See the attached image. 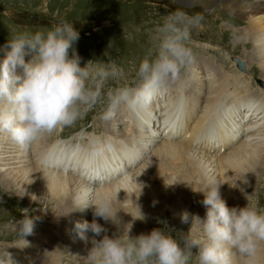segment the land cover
<instances>
[{"label":"clouds","instance_id":"1","mask_svg":"<svg viewBox=\"0 0 264 264\" xmlns=\"http://www.w3.org/2000/svg\"><path fill=\"white\" fill-rule=\"evenodd\" d=\"M200 4L201 0H183V6L162 17L152 47L135 69L134 86L120 82L125 70L114 60H90L81 66L75 48L79 32L66 19H57L46 30L10 32L0 48V134L27 152L41 135L73 126L98 105H103L104 120L113 119L121 106L132 112L148 108L165 86L178 81L192 64L191 35L204 15L189 9ZM220 184L210 179L202 189L192 187L204 197L200 203L205 216L182 211L181 223L191 226L177 237L161 228L133 236L132 222L121 229L109 197L90 194L80 199L72 211L91 209L93 216L91 222H73L76 235L92 245L83 259L86 264H190L195 257L197 264H234L238 258L240 264H259L264 211L249 203L229 207L221 197ZM31 211L21 209L23 218L16 221L22 238L33 234L39 219L32 217ZM97 218L116 225L117 232L109 236ZM136 219L146 221V216L140 212ZM193 225L198 234L193 233ZM89 231L91 238L86 235Z\"/></svg>","mask_w":264,"mask_h":264},{"label":"bare ground","instance_id":"2","mask_svg":"<svg viewBox=\"0 0 264 264\" xmlns=\"http://www.w3.org/2000/svg\"><path fill=\"white\" fill-rule=\"evenodd\" d=\"M201 1L203 4H205V6H207L208 4V7L210 8L222 2L225 3L224 6H226L228 10H232L233 12L235 7H239L243 11H247L246 13H251L249 20L251 21V23H253L254 26L252 28L253 35H250L249 39H253L252 43L254 44L255 47V51H252L251 53L252 54L251 59L252 61L258 62L264 74V15L261 13L259 16V9L261 8L254 3L255 0H201ZM240 11L241 10H239L238 12ZM196 62L197 63L195 65L189 66V68L191 67V70L188 72V74L194 70L199 72V74H206L207 72H209V69L215 71L214 74L210 76V78L204 81L205 88L202 94L203 97H200L196 94L188 95L189 92L195 93L194 90L188 88V86H186L185 83L181 82L180 93L165 94L162 91L161 94L158 95L153 100L151 110H148L151 112H147L148 113L147 116L145 115L147 110H139L136 112L143 114L142 117L132 118V122L134 123L136 128L133 126H129L130 124L127 125V123H130V121L123 118V116L126 115V112L119 113L117 111L115 117L110 120V124L114 128H111L109 123L106 126L105 120L101 118L102 119L101 124L104 125L102 127L104 129H102L101 131L103 135L102 134L101 135L103 137L106 134V137L110 138L111 141L107 142L108 145L113 144L112 137H116L118 140L123 141L124 144L122 148L124 149L133 148L132 152L124 154L126 156L134 154V156L131 158L132 160L126 162L132 164V167L126 166V163H120L118 164V166H114V168L117 171L124 172L123 174L121 175H118L120 173L115 174L116 177L109 176V174H107V172H109V169L106 168L105 164H103L102 166L101 163L103 160L99 155L100 153H98V156L94 158L95 169L94 171L91 172L92 175L96 176V179L92 181L93 179L91 176L89 177V179L83 177V182H82L79 179L82 178V176H79L74 172L75 168L82 166L85 158V154L81 150H79L78 153L84 158L79 159L78 157V159L76 160L77 167L68 169V166H64L60 164L58 166L61 169H64V171L55 173L48 169L45 170L43 168H40L38 166V163L33 161V157L36 154H37L36 155L37 161H39L38 155L41 153L40 145L34 146V144H32L29 150L27 152H24L19 147L14 146L17 144L13 142L9 137H2L1 138L2 140L4 139L10 140L11 146L5 148L4 147L5 142L4 143L3 141L0 142V177L2 178L1 181L3 182V184H6V187L9 188L14 187L15 189L16 187H19V190L22 191V194H24L23 196L25 197L26 200L32 199L33 197L31 191L32 188L34 189V191H36L42 197H44L45 201L43 202V204L50 205L53 203L54 204L57 203L59 206H58V211H56V214L57 213L60 214V216H57L58 218L66 216V214H68L67 211L71 212L75 207L76 203L80 199H83L90 194L106 195L111 199L113 207H117V208H121L120 206L124 205V203H128L131 207L132 206L134 207V213L132 215V218L131 216L130 218H128L130 219V221L127 222L122 221L120 216L117 215V217L122 222L121 229L124 224L132 222L131 235H134L132 231L135 230L136 232L137 229L142 228V223L146 222L147 220L148 222L146 223L143 229V233L148 228H154L155 224L159 225V228L165 229V227L161 226V224H164V222H169L172 225V227L176 226V221L180 220L179 214L182 211H184V209L186 208L185 206H187L188 204L187 203L186 205H184L183 203H181L182 201L178 198L185 191L184 187L189 189L191 187V182H192L193 183L192 187L194 189H202L199 186H197V184L194 182L193 180L194 176H192L193 172H195L196 176H198L204 183H208L210 179L218 182L217 178L218 177L221 178L223 183L225 184V186H223V184H220L219 190L221 195L223 191L227 189L226 187L228 185V181L232 182L233 178L238 179V182L235 183V187L239 183L240 188L243 189V192L248 193V191H250V188L253 189V183L256 182V179L253 180V178L255 176H262L261 175L262 169H263L262 172H264V132H262V130H260L259 128L260 124L264 122V112L260 111L259 109L253 111L252 103H244L242 105L235 104V106H237L238 109V112L236 113L239 116L237 122L233 124L236 127V131H234V134L229 141L223 139L224 140L223 145L221 146L223 148L222 149L223 152H220L221 153L220 156L218 158L216 157L213 158V156L207 155L210 154L209 150L208 152H205L203 154L201 152H198V150L195 151L194 149H192V145L194 144V141L200 136V133L203 130V126L207 121L208 116L214 111V109H217L218 107L221 106H225V107L230 106V103H225V104L222 103V94L224 93L226 94V92H224L225 90L224 86L219 85V80L222 79L225 84V82L227 83V81L231 80V78H235L236 80L238 79L236 76L231 74H230L231 76L230 75L224 76L221 72H219L218 69H213L209 65L204 64V62L201 61V59L199 61L197 60ZM246 64L251 66L250 62L249 64L248 62H246ZM205 65L207 66L206 73H202L205 68ZM193 66L194 69H192ZM237 71L239 70L237 69ZM239 74L240 76L245 77L243 73L239 72ZM202 77L198 78L197 76V79L201 80ZM195 80L196 79H193V82H195ZM261 89H259L258 93L260 94V96L257 97V99L260 101L262 106H264V88ZM237 99H241V98H237ZM163 102H169L171 104V108L166 109L165 107H163ZM179 102H181V104L183 105V111L185 109L187 110L189 109L188 113L186 114V119H188L189 117L190 118L189 120L185 119L184 121L182 115L174 112V108L176 107V105H178ZM189 105H191L190 108ZM157 106H159L158 108L160 109V111L157 112L163 117V121L161 122H163L164 124H166V122H169V125H162L160 121H157L155 119L156 114L158 113L156 111L154 113L153 110H156ZM121 109L126 111L125 106H121ZM228 110L229 109H227L226 111ZM246 110L248 111L246 112ZM242 111L246 113L244 114ZM242 114L244 115L241 116ZM184 115L185 113L183 114V116ZM129 117H131V114ZM145 118L146 121L151 126H153V129L141 127L140 125L141 120ZM239 122L241 123V126L239 125ZM160 126H162L163 129H161ZM120 128H122L123 131ZM257 128L259 129L255 133H253L252 130H249L250 133L252 134V135L249 134V137L251 138L244 140H237L236 142H234L237 136H239L240 134H245L248 129L255 130ZM140 129H141V133H140ZM158 129L161 131L160 138L157 139V141H152L151 145H147L144 139H146V136H148L149 130L155 135L160 132ZM180 130H182L183 132V137L181 138L179 136H176L173 138L174 133L179 134ZM110 131H112V133L114 134H109ZM136 134H138V136ZM48 138L50 139V137ZM228 143H230L231 145H228ZM96 146H99V144L96 143ZM62 147H63L62 145L58 146V150H56L55 153L50 152V154L59 156L60 149ZM113 149H117V148H113ZM154 149L157 151L155 153L156 155L153 156L154 157L153 161L149 164L147 170H145L146 172L144 173V175L140 174L142 168L144 169V167L148 164V162L145 164L142 163L148 160L150 155L152 156ZM146 154H148V156ZM124 155L115 158H117L119 161V159H122ZM62 157L64 158V156ZM140 158L143 159L140 162H137ZM107 161L108 159H106L104 162L107 163ZM153 162H155V165ZM109 164L110 163H108V165ZM138 165L139 167L135 172L131 171L132 168H136ZM85 166L88 167L89 162L86 163ZM103 167H105V170H103ZM166 169H168V171H166ZM68 172L76 174L77 177L79 178L67 174ZM169 172H172V174ZM154 175H157V178L161 181L168 179V177L170 176H171L170 179H172L173 176L177 178L179 177L177 179L178 181H175V185H174L175 189L173 190V192H172V188H170L167 191V193L169 194L162 197H158L157 195L152 197L148 195L147 192L149 188L148 187L145 188L144 183L146 182V180H152V177ZM101 176H103V179H99V177ZM188 177L190 181L188 180ZM251 178L253 180V183L251 182ZM244 179H246V182ZM92 184L103 185V187L92 188L90 186ZM135 187L137 189H134ZM171 192L173 194H171ZM190 195H192V197H190ZM166 198L169 199L171 198L178 201L180 207L183 210H180L178 207L171 206L169 203L166 206L164 202V199ZM191 198L196 199V203L198 207L193 210H189V209H185V210H187L189 213L193 215H197L201 218H204L206 209L200 203V201L203 200L204 198L202 193L194 192L193 189H191L189 195L187 196L186 202H188ZM235 199L237 198L233 197V200ZM157 200H161V201L157 202ZM30 202L32 204V200ZM140 202H144V205L146 204L147 207L144 208V205L141 206ZM235 205L236 204H233L232 207H234ZM73 212L74 211H72L71 214ZM140 212L146 216V221H141L138 219L134 220V218L139 216ZM169 213L171 214L172 219H168L167 215ZM126 215L128 216V213ZM73 217L72 218L70 217L72 220L69 221V223H71L72 226L65 227L66 230L70 231L69 233L70 235L69 237H67L68 240L64 242L63 245L57 242L53 243L54 241H52L53 244L51 245V242H48L49 240H47L46 241L47 244H45V241L43 243L44 247H39L37 249L36 241L35 242L33 241V248L37 252V256L35 257L36 259L33 262L34 264H38V263L53 264L52 263L53 256L57 254L58 255L55 256L53 260H55V264H60L58 260L60 258H63L61 253L63 252V250L61 249H65V248H68V251L71 253L70 256L72 255L76 260H80L86 263V261L83 258L87 257L88 251L91 249L92 245L91 243L88 244L81 243L82 240L76 235L74 231L73 222L77 220L81 222H83L84 220L91 222L93 219L92 210L91 209H86L84 211L75 210ZM97 222L103 225L107 229V234L109 236H112L113 233L117 232V228H115L116 225L112 224L111 222H105L101 218H97ZM188 226L190 228L191 225L188 224ZM44 229L48 230L49 232V227L46 226ZM192 230L194 234H198L195 225H193ZM52 231L55 232L53 229ZM86 235L89 238H91L92 233L89 231L86 233ZM99 238L100 237H97V239ZM44 239L45 238H43V240ZM55 239L56 238H54V240ZM46 246H50V247L45 252L44 248H46ZM5 251L6 250H4V253ZM21 251H22V247L17 250L6 252L4 254L5 257L3 259L0 258V260L3 261L0 264H15L16 260L14 255L19 254ZM50 251L51 253L47 257V259L44 262L42 261L40 263V260L43 259ZM66 251L67 250H65L64 252ZM196 251L197 249L193 248L194 254L196 253ZM2 255L3 253L0 251V257ZM193 259L194 260L192 261H194V263H197L195 257H193ZM258 261L259 264H264V244H261L258 250ZM234 264H240L238 258H234Z\"/></svg>","mask_w":264,"mask_h":264},{"label":"rangeland","instance_id":"3","mask_svg":"<svg viewBox=\"0 0 264 264\" xmlns=\"http://www.w3.org/2000/svg\"><path fill=\"white\" fill-rule=\"evenodd\" d=\"M254 3L261 8V6L256 1H254ZM224 5L225 3L221 2L216 6L210 8L208 7V4L207 6H205V4H203L201 1L199 7L195 9H189L190 12H201L204 15V20L202 21L200 27L193 29L192 31L190 47L192 48L193 51L194 61L192 62L191 65H195L197 63L196 61L197 60L199 61L201 59V61H203L204 64L209 65L213 69H218L219 72H221L224 76H228L231 74L238 78L237 80L235 78H231V80H236V81L241 80L245 84L253 85V88H251L252 90L254 89L259 90L261 88H264L262 86L260 87L259 82L257 84L258 88H256L257 86L255 83L256 78H261V81L264 83V77H263L264 74L258 62L252 61L251 59L252 58L251 53L252 51H255L254 44L252 43L253 39H249V36L253 35L252 28L254 26L253 23H251V21L249 20L251 13H246L247 11H243L239 7H235L233 12L232 10H228V8ZM179 6H183V0H176V3H173V0H142V1L140 0L136 2L130 0H0V8L10 13L9 17H11V15L13 16V18H9L8 16L5 15V13L2 10L0 11V48H2L7 43L10 32H17V31L35 32L40 29L41 19H47V22L50 19H54L55 22L57 19L63 18L69 21L70 23H73L75 29L79 32V40L76 42L75 48L78 54L80 55V57L82 58L81 66H84V64H86L90 60L91 61L98 60L103 62L114 60L119 66L123 67L125 70L124 77L121 79L120 82L127 83L130 86H134L136 83L135 69L138 67L139 62L141 61V59H143L149 48H151L153 45V36L155 35V31H154L155 27L161 21L162 17L168 14L169 11L167 9L171 8L172 10H174L176 7ZM239 10L241 11L238 12ZM263 12L264 11L262 8L259 9V16L261 13L264 15ZM22 15L25 16L20 17ZM100 21L101 22L107 21L106 28L104 27L101 33H98L97 35L92 32L91 37H86L84 33L86 31L91 32L94 27V24H98L100 23ZM110 26H112L113 28ZM21 28H24V30ZM201 46H205V47H201ZM227 52L230 57V60H226L224 58L226 57L225 53ZM1 53L2 52H0V59H2ZM233 58H238L243 61L245 60L244 61L245 64L246 62H248V64L250 62L251 66L246 64V72L245 73L242 72L245 77L240 76L239 71H237V68L232 67ZM26 59H28V57H26ZM206 65L202 73H206V68H207ZM192 69H194V66L192 67ZM190 70L191 67L186 68L182 72L181 78L176 82H170L168 85H166L165 88L163 89V92L165 94L180 93V89H181L180 83L183 82L185 83L186 86H188V88L193 89L195 92V93L189 92L188 95L196 94L200 97H203L202 94L205 88L204 81L210 78V76H212L215 71L209 69V72H207L206 74H199V72L194 70L188 74ZM197 76L198 78L202 76L204 77H202L200 80L197 79ZM193 79H196L195 82H193ZM221 80L222 79L219 80V85L224 86L225 89L224 92L229 93L227 91L229 90V88L231 89L233 85H227V87H225L227 83L225 82L224 84L223 80L222 81ZM232 90L235 91L233 88ZM238 92L240 94H245L244 89H241L240 91L238 90ZM190 106L191 105H189V108ZM151 107H152V103L150 107H148L147 109L151 110ZM163 107H165L166 109H170L171 104L169 102H163ZM127 109L128 108L125 106L126 111H124L120 107L118 112L119 113L126 112V115L123 116V118L130 121V123H127V125L130 124L129 126L135 127L134 123L132 122V118L142 117L143 114L132 112ZM102 110H103V105L102 106L98 105L95 109L91 110L92 113L91 111H89L81 120H78L73 126L65 127L62 132L63 137L73 138L79 132H86L88 135H91L90 139L92 140L95 139L96 143L99 145H104L108 141H111L109 137H107L104 140H101L103 135L101 131L102 129H104L102 128L104 125L101 124ZM188 110L187 109H185L184 111L182 110L183 112L180 114L182 115L184 121L186 119V114L188 113ZM155 111L156 110H153L154 113ZM247 111L248 110H246V112ZM129 112L131 114V117H129L130 116ZM246 112L243 113L245 114ZM184 113L185 115L183 116ZM244 114H242L241 116H243ZM189 119L190 118L188 117V119L186 120ZM108 123L111 126V128H114L110 124V120H105L106 126ZM239 125L241 126L240 122ZM120 129L123 131L122 128ZM150 132L151 131L149 130V133ZM262 132H264V130H262ZM140 133H141V129H140ZM222 133H223L222 138L227 141H229L234 134V132H231L230 135L227 136V133L225 132ZM96 134H102V135L96 136ZM109 134H114V133L110 131ZM151 134L153 133L151 132ZM136 135L138 136V134ZM54 136H55V131H53L50 134L48 133L46 134V138L44 140H42L37 144L34 143V146L40 145L41 148V146L47 145L49 140L48 137H50L51 139ZM2 137H8V136H6L5 134L4 135L0 134V142L1 141H3V143L5 142V145L3 144L5 148L10 147L11 141L6 139L2 140L1 139ZM112 139H113V144L108 145L107 143V145H108V150L109 151L111 150V152L113 151L112 152L113 156L105 151H104L105 153L100 152L99 154L103 161L108 159L107 163H110L108 166L112 165L111 162L112 159H110L109 157H113L116 161H118V159L115 158L114 156L115 151H117L119 148H122L124 144L122 140H118L116 137H112ZM151 142L152 141L146 140L147 145H151ZM60 145L62 144L58 143L56 145L55 150L53 151L55 152L56 150H58V146ZM113 148H117V149H113ZM156 151L157 150L154 149L152 156L150 155L148 160L142 163L145 164L148 162V164L144 167V169L142 168L140 174L144 175V173L146 172L145 170H147L149 164L153 161L154 159L153 156L156 155L155 154ZM146 155L148 156V154ZM48 156L46 157L45 161H48V159L54 161L59 157L58 159H60V164L64 166H68V169L77 167L76 160L78 159L79 156L80 158H84L83 156L78 154L72 147L65 148L64 146L60 149L59 156L51 155V154H49ZM62 156H64V158ZM124 157H126V155H124ZM124 157L122 159H119V161L120 160L122 161ZM94 158H96V156ZM153 163L155 165V162ZM82 165H84V163ZM114 166H116V164ZM138 167L139 165L136 168H132L131 171L135 172ZM47 169L55 173L64 171V169H61L59 166H57L56 168H50L47 166L45 170ZM109 171L110 172L113 171V174L110 175L111 177H116L115 174L118 173H120L118 175L124 173L117 171L114 167L112 170L109 169ZM166 171H168V169H166ZM262 171L263 169L261 170L262 176H255L253 178V180L256 179V182L253 183V180L251 178V182L253 183V189L250 188V191H248V193L243 192V189L240 188L239 183L235 187V183L238 182V179L233 178L232 182L228 181V185L226 187L227 189L223 191V194L224 195L227 194L226 196L232 199L233 197L237 198L233 200V204H236L234 207L242 206L245 200H247L245 206L249 202L250 205L255 206L257 209L261 211H264V172ZM108 173L109 172H107V174ZM169 173L172 174V172ZM67 174L77 177V175L74 173L68 172ZM192 176H194L193 180L200 188H204L207 185V183L202 182V180L198 176H196L195 172H193ZM170 178L171 176L168 177V179L164 180L166 181L164 182L159 180L157 178V175H154L152 177V180H146L144 186L145 188L147 187L149 188V190L147 189L149 192V193L147 192V194L152 197L156 195L158 197H162L169 194L167 193V191L170 188H172V192H173V190L175 189L174 188L175 181H178L177 179L179 177L177 178L173 176L172 179ZM99 179H103V176L99 177ZM1 180L2 178L0 177V251L3 253V255L0 257L1 259H3L5 257L4 254L8 252L5 251L4 253V248L5 246H7L6 242L10 244L14 242H18L19 244H21L29 240L30 241L34 240L36 238V235L34 237L25 236L22 238L17 233L16 221L23 218L21 209L24 208H28L32 210L30 212V215L32 217H39V219L36 221L35 228H38L43 232L47 233V231L44 229L47 226L49 227V233L61 234L63 237H65L62 238L64 240L63 242H66L68 240L67 237H69L70 231L66 230L65 227L72 226V224L69 223V221L72 220L71 218L74 216L75 211L72 214L69 213V211H67V213H69L70 216L68 214L64 217L58 218L57 216H60V214L59 213L56 214V211H58V206H59L57 203L55 204L53 203L50 205L43 204V202L45 201L44 197H42L32 188L31 191L33 197L32 199L26 200L25 197L23 196L24 194H22V191L19 190V187H16V189L14 187L12 188L6 187V184H3ZM188 180L190 181L189 177ZM244 180L246 182V179ZM217 181L218 183H221L223 184V186H225L221 178L218 177ZM192 184L193 183L191 182V187L189 189L183 186L185 191L183 192V194H181L178 197L182 201L181 203H183L184 205L188 203L187 204L188 207L185 206L186 207L185 209H189V210H193L198 207L195 198H191L188 202H186L187 196L189 195L192 189ZM90 186L92 188L103 187V185H93V184ZM134 189L137 188L135 187ZM172 192L171 194H173ZM190 197H192V195H190ZM249 199L251 200V202L249 201ZM31 200H32V204L30 202ZM158 201L161 200H157V202ZM164 202L166 206L169 203L171 206L178 207L180 210H183L180 207L178 201H176L175 199L166 198L164 199ZM140 205L141 206L144 205V202H140ZM120 207L121 208L113 207L114 210L116 209L117 215L121 217L122 221H126V222L130 221V219L128 218H130V216L132 218V215L134 213V207L133 206L131 207L128 203H124V205ZM146 207L147 205L145 204L144 208ZM124 210L128 213L129 217L126 215L127 213ZM167 217L168 219H172L170 213L167 215ZM147 222L148 220L146 222H143L142 228L137 229L136 232L135 230L132 231V233H134L133 236L143 233V229ZM161 226L165 227V230H170L171 235H173L174 237H177L178 232L182 231L187 233L190 229L188 224H182L180 220L176 221V226L174 227H172V225L169 222L161 224ZM115 228H117V226ZM154 228H159V225L155 224ZM52 229L55 232H53ZM152 229L153 228H148L144 233H150ZM13 231H16V234L13 233ZM37 233L38 230L36 234ZM48 240H49L48 242H51V245L55 243L54 238L53 239L49 238ZM52 241L54 242L52 243ZM31 243L33 244V241ZM81 243L83 244L85 242L81 241ZM21 247L22 245L16 247L15 249H12V251L17 250ZM61 250H63V252L61 253L64 259V264H80V263L86 264L80 260H76L72 255L70 256L71 253L68 251V248ZM65 250L67 251L64 252ZM50 253L51 251L43 259L40 260V263L42 261L44 262L47 259V257L50 255ZM57 255H54L53 259ZM14 256H15V260L18 261L19 254H16ZM53 259H52V263L55 264V260ZM2 262L3 261L0 260V263ZM193 263L194 261L190 262V264Z\"/></svg>","mask_w":264,"mask_h":264}]
</instances>
